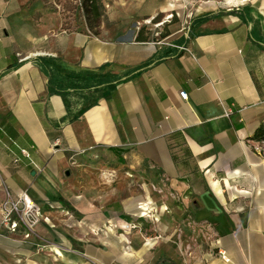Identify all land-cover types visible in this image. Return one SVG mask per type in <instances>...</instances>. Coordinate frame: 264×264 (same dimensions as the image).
Instances as JSON below:
<instances>
[{
	"label": "crops",
	"instance_id": "crops-1",
	"mask_svg": "<svg viewBox=\"0 0 264 264\" xmlns=\"http://www.w3.org/2000/svg\"><path fill=\"white\" fill-rule=\"evenodd\" d=\"M233 5L155 0L142 9L145 22L162 14L156 25L172 32L162 41H141L139 27L128 26L134 8L115 27L104 18L97 36L87 28L66 30L61 12L46 10L37 21L22 0H0V203L22 191L34 200L50 197L61 182L62 196L75 198L84 214L96 212L95 199L107 192L131 211L155 205L170 228L176 218L169 214L186 212L183 204L195 199L216 224L213 246L219 250L212 260L187 264H264V193L255 192L250 209L234 207L231 214L214 198L225 194L217 191L219 181L233 180L241 192L243 183H256L255 173L264 176L253 138L264 125V0L227 9ZM180 21L188 27L180 28ZM51 77L71 92L72 106L51 90ZM102 156L127 172L112 183L104 175L110 180L104 193L102 174L60 177L84 160L108 166ZM6 230L0 215L2 260L7 244L23 243L17 233L10 241ZM51 247L56 258L84 262L73 251Z\"/></svg>",
	"mask_w": 264,
	"mask_h": 264
},
{
	"label": "rangeland",
	"instance_id": "rangeland-1",
	"mask_svg": "<svg viewBox=\"0 0 264 264\" xmlns=\"http://www.w3.org/2000/svg\"><path fill=\"white\" fill-rule=\"evenodd\" d=\"M22 1L37 21L46 10L61 12L65 17L63 27L70 32L79 30L83 32L89 29L91 33L99 36L104 18L110 27L121 25L119 17H125V12L128 9H135L134 18L136 19L128 23V26L139 27L136 40L140 37L143 41H162L172 32L167 24L160 27L156 25L164 18L162 14L156 16L151 23L145 22L149 16L147 13H142V9L153 5L155 0H127L128 4L126 5H118L117 0H99L98 3L102 5L104 15L101 17L99 25L93 27L90 26L85 11V0ZM182 10H184V6ZM112 14H118V18L113 20L114 22H110L108 18ZM90 19H94L93 14L90 15ZM176 24L180 28H187L189 25L188 21H180ZM138 34H140L139 37ZM117 35L119 36V34ZM258 142L260 146L256 151L264 159V137ZM79 160L81 159H78L77 162H81ZM101 160L107 162L108 166L84 160L81 162L84 165L74 164L68 168L69 171H62L60 177L62 179H77L76 176H78L79 179L84 180L90 174H102L101 185L104 193L106 185L110 184L108 181L111 180L112 183L118 175L121 173L125 175L127 172L122 168L115 170L111 167L112 161L109 156H102ZM104 175H108L110 180L106 182ZM254 176L256 183H243L241 192H236L237 183L233 180L217 182L219 185L217 191H223L225 194L222 196L215 193L214 198L223 210L231 214L234 207L250 209L254 205L253 195L255 192L264 193V176L260 178L259 173H255ZM52 189L50 197L35 198V202H39L38 204L41 206L43 218L32 229L21 225L15 232L6 230L10 241L14 242L15 235L13 233H17L16 235H19L23 243L20 245L18 241L14 244H7L5 247L7 251L2 254L3 260L0 259L1 264H70L52 255V245L81 255L84 259L81 264H157L167 258L177 264H187L189 260H198L200 257L212 260L218 253V247L213 246V239L218 236L215 231L216 224L209 216L201 214L202 204L199 200L190 199L187 203L188 206L183 204L186 211L184 213L169 214L172 216V220L173 217L176 218L169 228L165 226L168 216L153 204H150V208L144 206V208L131 211L120 203L122 197H109L105 192L106 196L96 198L93 203L97 206L96 212L84 214L79 210L75 198L62 196L61 182L58 185L53 184ZM153 198L158 199L155 196ZM156 199L153 200L156 201ZM132 200L150 202L152 199L136 198ZM260 200L262 198L257 199V201ZM85 201V204L88 205V201L86 199ZM176 203L179 205L184 202L177 199ZM142 205H147V203L144 202ZM262 231L264 232V228ZM22 236L25 240L21 238ZM60 249H57V252L64 255ZM9 254L20 256L22 261L17 263Z\"/></svg>",
	"mask_w": 264,
	"mask_h": 264
},
{
	"label": "built area",
	"instance_id": "built-area-1",
	"mask_svg": "<svg viewBox=\"0 0 264 264\" xmlns=\"http://www.w3.org/2000/svg\"><path fill=\"white\" fill-rule=\"evenodd\" d=\"M231 1H234L235 5L228 7L227 9H233L235 6H238V3H245L251 0ZM180 94L183 98L188 97L186 91H181ZM22 152L27 157L30 156L27 150H23ZM15 160L18 161L19 158H16ZM0 215L1 226L13 232L19 230L21 225L32 229L34 225L43 218L41 206L35 202L27 191H22L16 196L8 193L7 198L0 203Z\"/></svg>",
	"mask_w": 264,
	"mask_h": 264
},
{
	"label": "trees",
	"instance_id": "trees-1",
	"mask_svg": "<svg viewBox=\"0 0 264 264\" xmlns=\"http://www.w3.org/2000/svg\"><path fill=\"white\" fill-rule=\"evenodd\" d=\"M99 0H85L84 1V7H85V11L87 13V17H88V21L91 27L93 26H98L99 22L101 21V17L104 15L103 9H102V5L100 3H98ZM93 14L94 15V19H90V15ZM140 36V34H138V37ZM138 40H142L140 37L138 38ZM52 77L50 78V83L49 86L51 88V90L53 92L59 93L63 96L65 103L67 105V107L72 106L73 104V99L71 96V92L68 91V89L66 88V86H62L60 83L57 82H52ZM101 82H105V81H101ZM100 86L103 85L102 83L99 84ZM95 85L91 84L89 89L94 88ZM97 101H94L92 103H90L89 105H87L86 108H89V106H92L94 104H96ZM86 109H83L81 111V113H83ZM262 137H264V125L261 126L255 133V135L253 136V138L259 140Z\"/></svg>",
	"mask_w": 264,
	"mask_h": 264
},
{
	"label": "water",
	"instance_id": "water-1",
	"mask_svg": "<svg viewBox=\"0 0 264 264\" xmlns=\"http://www.w3.org/2000/svg\"><path fill=\"white\" fill-rule=\"evenodd\" d=\"M157 264H177L175 261H173L172 259H163L161 261H159Z\"/></svg>",
	"mask_w": 264,
	"mask_h": 264
},
{
	"label": "bare ground",
	"instance_id": "bare-ground-1",
	"mask_svg": "<svg viewBox=\"0 0 264 264\" xmlns=\"http://www.w3.org/2000/svg\"><path fill=\"white\" fill-rule=\"evenodd\" d=\"M151 20V19H150ZM162 25V24H161Z\"/></svg>",
	"mask_w": 264,
	"mask_h": 264
}]
</instances>
